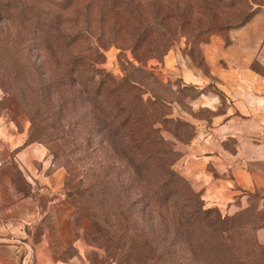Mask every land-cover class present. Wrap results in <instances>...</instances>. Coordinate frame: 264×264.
<instances>
[{"label":"rangeland","instance_id":"rangeland-1","mask_svg":"<svg viewBox=\"0 0 264 264\" xmlns=\"http://www.w3.org/2000/svg\"><path fill=\"white\" fill-rule=\"evenodd\" d=\"M25 1L57 13L61 30L41 29L22 17L23 9L18 11L15 5ZM58 1L62 0H0V112L20 127L27 125V137L33 122L39 141L55 165L63 168L65 199L74 207L76 232L86 247L80 264H222L213 251L204 249L207 245L202 233L175 232L174 225L183 217L177 201L171 200L162 208L146 206L143 184L150 181L151 174L141 173V188L114 191L111 195L106 189L100 193L98 187L81 190V195L69 190L79 180L82 189L91 179L95 183V174L88 168L92 165L100 172L101 165L112 161L113 155L105 144L102 147L98 143L96 136L88 152L81 149L80 132L88 129L90 122L87 116H82L85 122L77 120L86 109L79 106V100L72 116L69 101L78 85L69 79L68 57L75 53L77 45H88L99 37V43L105 46L101 67L117 79L132 75L135 67L151 71L162 83L151 84L152 91L170 101L169 116L194 127L188 118H206L211 111L191 104L198 98L201 84L184 82V70L191 67L199 71L206 81L205 94L216 93L207 55L214 59L222 48L231 45L235 30L249 21L241 24L243 16L264 12V0H232V7L225 6L229 0H114L115 5L104 0H67L64 9L57 5ZM121 1H126V10L125 4L120 6ZM156 12L170 16L162 23L172 40L167 42L157 35L154 44L168 48L167 51L159 58L149 57L150 53L143 50L132 52L136 31L149 24ZM263 18L262 13L259 19ZM225 22L232 26L219 28ZM87 23L92 40H66V33L73 34ZM165 41L168 45H160ZM62 72L67 79L63 80ZM133 76L148 83L141 72H134ZM66 102L67 111L62 108ZM83 105L88 107L84 102ZM163 135L174 142L182 156L183 144L189 141L184 136L178 140L166 130ZM68 165L74 168V175L68 174ZM110 172L116 177L113 183L123 188L122 180L128 170L119 167ZM205 206L226 215L239 214L246 229L235 254L243 264H264V193H246L223 210L207 203Z\"/></svg>","mask_w":264,"mask_h":264},{"label":"crops","instance_id":"crops-1","mask_svg":"<svg viewBox=\"0 0 264 264\" xmlns=\"http://www.w3.org/2000/svg\"><path fill=\"white\" fill-rule=\"evenodd\" d=\"M262 13L236 29L220 55H207L223 97L203 92L191 101L213 114L187 119L195 133L175 164L204 202L221 210L246 193H264ZM183 78L201 84L199 89L205 86L191 67ZM27 138V125L20 127L0 112V264H20L28 249L31 264H80L86 247L76 232L74 207L64 197L65 172L41 143Z\"/></svg>","mask_w":264,"mask_h":264},{"label":"trees","instance_id":"trees-1","mask_svg":"<svg viewBox=\"0 0 264 264\" xmlns=\"http://www.w3.org/2000/svg\"><path fill=\"white\" fill-rule=\"evenodd\" d=\"M66 1H58L57 5L64 9L67 6ZM104 1L113 2L115 5L114 0ZM125 2L121 1L120 6L125 4L123 8L126 10L127 3ZM233 4L232 0H229L225 6L232 7ZM15 8L18 11L22 8L23 15L21 16L31 20L41 29L61 30L62 21L58 18V14L46 6L25 1L24 4H16ZM250 13L243 16L241 24L251 19ZM151 18V24L145 23L141 29L136 31L131 48L134 53L143 50L150 53L149 57L159 58L168 48L156 47L155 37L161 35L167 42L172 40V34L167 27L163 28L162 23L170 19V16L168 13L159 14L156 12V15ZM229 26H232L231 23L225 22L219 25V28ZM89 27L87 23L83 27H78L73 34L66 33V40L73 39L74 42L82 39L92 40ZM98 38L96 37L95 41H91L88 45H77L75 53L68 57L71 69L67 68L69 79L71 78L78 85L69 102L73 116L75 103L79 100V106L86 109L84 115H78L77 120L85 122V118L82 116H87V121L90 122L88 129L82 128L83 130L80 132L82 133L81 149L88 152L96 136L99 138L98 143L102 147L105 144L106 148L111 151L113 159L109 163L105 162L101 165L100 172L95 170V164H93L95 169L92 168V165L90 169L88 168L95 174V183L91 179L88 186L82 189V180H79L78 183L69 186V190L72 194L81 195V190L85 192L98 187L100 193L106 189L111 195L114 191L123 192L128 188H141V173L151 174L150 181L143 184L146 206L162 208L171 200L177 201L180 214L183 217L182 221H178V224L174 225L175 232L189 235L192 231H198L200 234L202 233V241L207 245L204 249L213 251L222 264H243L235 254L246 229L239 214L226 215L216 208L206 207L202 194L196 191L174 167L181 155L175 148L174 142L163 135V131L170 132L178 140L182 141L180 136H184L190 141L195 133L194 127L188 122L174 120L169 116L170 101L152 91L151 84L162 85V83L151 71L138 67L133 70V74L141 72L147 76L148 83L143 84L133 74H125L117 79L101 67L105 46L99 43ZM160 45H168V43L165 41ZM143 46H145L144 49H142ZM63 73L61 77L65 80L67 79L65 78L66 74ZM54 80L59 82L58 79ZM203 92L205 93L202 88L198 95L200 96ZM144 94H147V97L144 98ZM216 94L223 97L218 89ZM83 102L88 107H84ZM62 108L67 111L68 102L62 104ZM211 114H213L212 111ZM33 127L32 122L27 142L41 143ZM53 154L55 156V153ZM119 167L128 170V176L122 180L123 188L113 183V179L116 177H113L110 172V169ZM73 170L74 168L72 169L68 165L69 175H74ZM85 176L87 175L85 174ZM65 195L64 192V197ZM190 227L193 230H190Z\"/></svg>","mask_w":264,"mask_h":264},{"label":"built area","instance_id":"built-area-1","mask_svg":"<svg viewBox=\"0 0 264 264\" xmlns=\"http://www.w3.org/2000/svg\"><path fill=\"white\" fill-rule=\"evenodd\" d=\"M32 255L30 250L28 249L25 253L20 257V264H31Z\"/></svg>","mask_w":264,"mask_h":264}]
</instances>
